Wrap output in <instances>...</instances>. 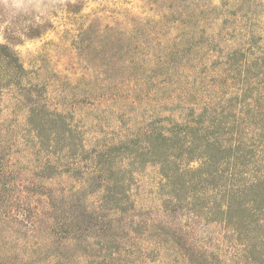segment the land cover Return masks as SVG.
Wrapping results in <instances>:
<instances>
[{
  "label": "rangeland",
  "instance_id": "obj_1",
  "mask_svg": "<svg viewBox=\"0 0 264 264\" xmlns=\"http://www.w3.org/2000/svg\"><path fill=\"white\" fill-rule=\"evenodd\" d=\"M1 45L23 69L0 50V264H251L221 224L193 226V199L166 208L149 152L264 108V0H0ZM103 194L123 200L100 211Z\"/></svg>",
  "mask_w": 264,
  "mask_h": 264
},
{
  "label": "trees",
  "instance_id": "obj_2",
  "mask_svg": "<svg viewBox=\"0 0 264 264\" xmlns=\"http://www.w3.org/2000/svg\"><path fill=\"white\" fill-rule=\"evenodd\" d=\"M0 50L6 52L2 54L3 57L13 59L12 63L16 68L23 69L19 60L9 54L5 46L1 45ZM214 113L209 112L211 126H200V129L188 127L183 131H173L169 137L164 134H158L159 137H147L150 142L158 137L161 143L158 152V146H152L154 150L149 153L153 162L159 157L160 175L164 180L161 189L168 192L170 197L166 208L175 201L180 202L181 198L193 199L189 214L193 226L202 220L221 224L232 232L231 238L234 241L230 242V247L236 249L237 245H241L245 248L243 262L264 264V131H259L264 129V108L257 111L248 108L242 120L235 118L234 128H227L218 117L220 115ZM197 124L204 125L202 120H198ZM255 125L261 126L253 129ZM242 126L248 127V131L253 132V135L247 134L248 131L244 132V136L241 135L238 131ZM60 135H63L60 137L62 140L70 142L69 147H77V139L73 136L62 133ZM245 135L251 137L246 138ZM38 138L42 140L41 135ZM134 141L131 143L135 144ZM41 143L44 144V141ZM128 147L120 148V152L127 151ZM132 155L129 158L131 165L145 154L140 152ZM103 159L102 162L95 160L92 173L97 176L96 180L105 182L108 171L105 165L110 162V157ZM195 162L199 163L198 167L192 166ZM118 172L123 173L120 170ZM108 187L124 189L125 183L114 181L112 186L107 184L106 188ZM122 200L116 197L108 198L103 194L98 201V208L100 211H109L107 206L120 205L118 203ZM80 204L81 200L76 199L72 205L77 215ZM123 205L128 204L122 202L121 206ZM123 210L122 208L121 211ZM36 217L25 216L28 221L38 226L41 220ZM98 218V223H102L101 227L104 226L101 230H105L103 216ZM76 226L81 230L79 224ZM256 255L262 256L256 258Z\"/></svg>",
  "mask_w": 264,
  "mask_h": 264
}]
</instances>
